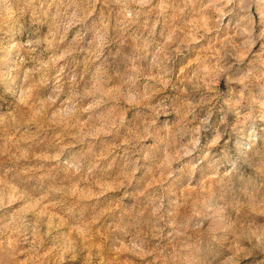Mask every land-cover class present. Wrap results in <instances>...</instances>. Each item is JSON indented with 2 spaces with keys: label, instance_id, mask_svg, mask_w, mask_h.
Instances as JSON below:
<instances>
[{
  "label": "clouds",
  "instance_id": "9594fccd",
  "mask_svg": "<svg viewBox=\"0 0 264 264\" xmlns=\"http://www.w3.org/2000/svg\"><path fill=\"white\" fill-rule=\"evenodd\" d=\"M0 264H264V0H0Z\"/></svg>",
  "mask_w": 264,
  "mask_h": 264
}]
</instances>
